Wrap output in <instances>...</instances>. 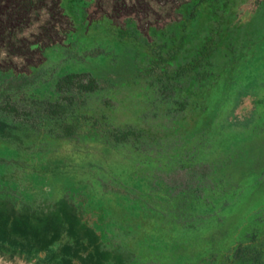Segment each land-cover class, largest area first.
Returning a JSON list of instances; mask_svg holds the SVG:
<instances>
[{"label": "rangeland", "instance_id": "1", "mask_svg": "<svg viewBox=\"0 0 264 264\" xmlns=\"http://www.w3.org/2000/svg\"><path fill=\"white\" fill-rule=\"evenodd\" d=\"M57 1L64 16L51 44L26 60L11 57L13 71L35 67L37 87L89 70L100 90L79 111L140 136L107 147L89 128L75 138L18 130L21 143L0 139V157L28 164L29 175L3 169L15 192L33 204L72 200L105 247L130 252V264H228L233 243L250 233L264 262V82L258 66L237 68L229 56L262 48L264 0ZM41 21L22 35L34 41ZM210 37L224 38V57L209 56V65L200 59L185 69L156 57ZM203 69L211 79L195 78ZM7 79L0 74V84ZM0 264L33 263L0 256Z\"/></svg>", "mask_w": 264, "mask_h": 264}, {"label": "trees", "instance_id": "2", "mask_svg": "<svg viewBox=\"0 0 264 264\" xmlns=\"http://www.w3.org/2000/svg\"><path fill=\"white\" fill-rule=\"evenodd\" d=\"M61 10L62 6L57 0H0V53L3 52L0 56V74H8L7 81L0 84V139L19 144L21 137L16 132L18 130H22L25 138L35 135L75 138L89 128L107 147L134 143L140 133L131 125L113 126L105 121L103 114L95 117L79 111L84 104V96L100 90V85L89 70L64 71L56 74L51 83H42L37 87L33 86L37 81L35 67L27 72L13 71L11 57L26 60L36 51L49 47L57 31L55 26L64 16ZM31 20H42L36 27L34 41L22 35ZM223 39H217L216 44L217 41H212L210 37L197 49L195 45L192 46L185 54L180 51V45L178 52L182 55L181 61H175L178 52H166L165 57L156 54V57L164 63L183 61L185 69H196L200 59L206 60L205 63L209 65V56L224 57ZM234 51L229 56L237 57L233 63L238 68L249 57L244 50L237 48ZM209 71L195 70V78L200 81L211 79L213 74ZM215 75L218 81L224 78L223 72ZM44 92L47 96L43 95ZM8 166L14 169L21 167L29 175L25 160L10 158L7 162L0 157L1 257H19L33 264H130V252L118 247H105L100 231L83 218L72 200L59 198L49 206L33 204L15 192L12 180L7 175L11 172L3 170ZM252 170L249 168L248 173ZM199 173L200 176L204 175L203 171ZM245 236L246 240L233 243L227 256L228 264H264L262 244H259L254 233Z\"/></svg>", "mask_w": 264, "mask_h": 264}, {"label": "crops", "instance_id": "3", "mask_svg": "<svg viewBox=\"0 0 264 264\" xmlns=\"http://www.w3.org/2000/svg\"><path fill=\"white\" fill-rule=\"evenodd\" d=\"M249 58L245 61H242V64H253V66H258V70L256 69L255 72H258V80L264 82V44L259 52L248 53L245 54ZM247 66V65H245Z\"/></svg>", "mask_w": 264, "mask_h": 264}]
</instances>
